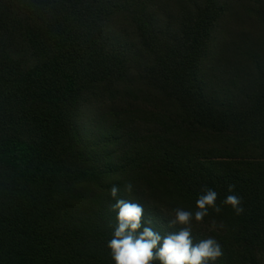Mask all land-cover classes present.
Instances as JSON below:
<instances>
[{"label": "trees", "instance_id": "obj_1", "mask_svg": "<svg viewBox=\"0 0 264 264\" xmlns=\"http://www.w3.org/2000/svg\"><path fill=\"white\" fill-rule=\"evenodd\" d=\"M113 185L264 264V0H0V264H114Z\"/></svg>", "mask_w": 264, "mask_h": 264}, {"label": "clouds", "instance_id": "obj_2", "mask_svg": "<svg viewBox=\"0 0 264 264\" xmlns=\"http://www.w3.org/2000/svg\"><path fill=\"white\" fill-rule=\"evenodd\" d=\"M235 185H228L232 193ZM133 185L127 183L124 190L131 193ZM120 188L113 185L110 195L115 200L111 210L116 213V224L112 238L107 242L114 264H215L223 256L221 244L212 236L194 243L193 227L202 223L210 214L222 211L217 204L218 192L210 187L202 188L195 201V210L176 207L170 214L169 226H179V231L162 236L151 226H144V207L138 202L119 198ZM230 205L237 215L244 209L242 199L235 194L227 195L222 201ZM147 225L151 221L146 222ZM215 224V222H213ZM223 227V224L220 225Z\"/></svg>", "mask_w": 264, "mask_h": 264}]
</instances>
